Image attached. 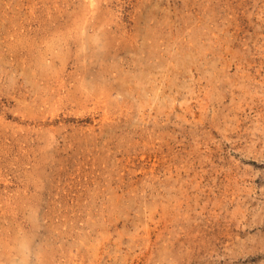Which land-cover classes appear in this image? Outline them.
I'll use <instances>...</instances> for the list:
<instances>
[{"label":"rangeland","instance_id":"obj_1","mask_svg":"<svg viewBox=\"0 0 264 264\" xmlns=\"http://www.w3.org/2000/svg\"><path fill=\"white\" fill-rule=\"evenodd\" d=\"M232 2L0 0V264H264V0Z\"/></svg>","mask_w":264,"mask_h":264},{"label":"bare ground","instance_id":"obj_2","mask_svg":"<svg viewBox=\"0 0 264 264\" xmlns=\"http://www.w3.org/2000/svg\"><path fill=\"white\" fill-rule=\"evenodd\" d=\"M233 0H227V3H226V11H227V14H229V13H231V12H233L234 14L236 13V7L235 8H233L232 7V4H233V2H232ZM217 2V1H216ZM215 2V4H217Z\"/></svg>","mask_w":264,"mask_h":264}]
</instances>
